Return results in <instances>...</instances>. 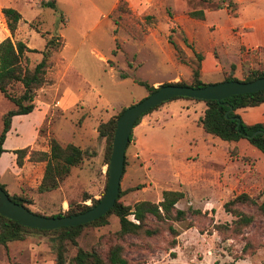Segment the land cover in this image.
<instances>
[{
	"label": "rangeland",
	"instance_id": "obj_1",
	"mask_svg": "<svg viewBox=\"0 0 264 264\" xmlns=\"http://www.w3.org/2000/svg\"><path fill=\"white\" fill-rule=\"evenodd\" d=\"M203 1H190L186 9L179 11L167 4L155 5L144 14L131 8L126 0L117 9L116 0H57V10L42 5L43 0L7 1L22 15L18 25L20 38L37 50L28 53L29 67L41 59L45 37L57 35L64 42L51 57L47 81L42 85L52 83L50 77L56 74L53 63L59 65V90L52 92L50 99L55 95L61 104L52 106L55 111L41 127L38 146L48 151V139L53 137L62 145L71 142L88 151L57 189L37 195L35 204L28 207L31 211L51 216L66 212L70 204L90 205L91 198L82 201L85 195L94 199L103 195L108 166L106 143L98 135V124L147 95L139 80L154 87L165 82L190 81L187 70L195 62L194 53H200L201 48L184 32V27L195 21L192 19H198L189 13L206 9L205 21L211 33L218 29L215 22L223 23L234 14L228 5L233 0ZM242 2L249 16L264 13V0ZM233 21L237 23L239 19ZM37 29L49 34L43 37ZM15 37H19L16 31L14 40ZM199 40L204 43L206 36L201 34ZM173 44L181 52H176ZM59 57L63 60L58 63ZM252 69L264 70V64L244 69L237 78L243 79ZM202 80L216 83L222 75L205 73ZM19 87L15 84L16 92ZM10 107L11 103L0 93V131L2 115ZM204 107L203 102L181 98L165 101L133 127L125 150L120 182V189L125 192L120 201L129 205L139 200L156 203L163 190L172 189L184 193L176 207L199 208L203 212L197 216L188 213L185 220L173 221L179 232L175 245L170 246L167 230L155 236L129 234L118 239L114 235L119 229L118 218L111 214L105 225L82 230L77 238L80 247L105 253L111 243L119 242L128 264H264V218H258L238 235L215 229V224L230 223L234 218L224 211L225 201L240 192L259 200L264 197V153L247 142L233 146L205 133L198 126ZM247 113L254 114L246 111L240 115ZM36 117L35 112L27 123L23 122L16 142L12 139L10 145L32 138L31 123ZM242 209L250 211L245 206ZM247 239L256 245L253 252L242 251ZM75 252L76 247L70 246L67 259ZM55 263L47 234L29 232L23 239L9 241L6 246L0 244V264Z\"/></svg>",
	"mask_w": 264,
	"mask_h": 264
},
{
	"label": "trees",
	"instance_id": "obj_2",
	"mask_svg": "<svg viewBox=\"0 0 264 264\" xmlns=\"http://www.w3.org/2000/svg\"><path fill=\"white\" fill-rule=\"evenodd\" d=\"M56 1L44 0L42 5L57 10ZM122 2L123 0L118 1L116 9L120 8ZM228 5L232 8L234 3L229 1ZM189 14L197 18L204 17L201 9L191 11ZM20 18L21 13L15 8L0 6V93L13 104V107L2 115L0 154L5 150L3 148V142L10 129L12 116L27 114L33 110L36 91L47 81L46 74L51 66V57L64 46V42L60 36L50 35L49 37H45L49 33L41 32L37 29L41 36L46 38L45 44L44 48L40 51L42 53L41 59L33 67H29L28 53L37 50L29 48L22 40L13 39ZM173 46L176 52H181L179 46L175 44ZM201 59L202 55L195 52L193 59L195 62L191 66V79L189 82H165L163 84L172 83L193 87H201L208 84L200 78ZM261 76H264V70L252 69L248 71V74L243 79H238L232 74H226L223 80L250 81ZM138 83L146 88L147 94L156 89V87L148 84L146 81L139 80ZM15 84H19L20 86L18 92H16ZM179 98L204 103L205 107L202 115L198 119V125L201 126L205 133L227 142H236L241 138H245L251 145L264 153V122L248 124L237 113V109L264 103V90L233 95L220 101L200 100L188 97H173L169 100ZM163 103L154 106L141 115L136 120L135 125L140 123L145 114L157 109ZM230 107L231 110L229 111ZM124 109L125 107L117 114L111 116L107 121L100 122L97 126L98 135L105 139V160L107 164L111 152L116 120ZM253 133L255 134L253 135ZM131 136L132 134L129 135V141L131 140ZM48 147V151L33 150L29 146L13 150L16 154V163L18 166L22 165L23 158L27 154L31 161L45 162L43 176L36 189L39 193L57 189L64 178L70 173L71 168L78 166L88 154L86 149H82L74 143L70 142L62 145L53 137L48 139ZM125 163L126 158L124 159V165ZM107 175L108 172L106 171ZM106 185L107 183L105 187ZM0 187L5 190L13 201L19 204L27 207L32 202L31 198L26 195H10L2 183H0ZM124 192L119 189V195L114 205L106 214L93 221L76 226H62L50 230L32 228L0 214V244L6 246L9 241L20 240L29 232H36L49 235L51 248L55 253V264H128V260L123 255L124 247L121 243H111L106 252L102 253L97 249L88 250L80 247L77 242L78 236L87 226L96 227L105 225L108 222V216L113 214L118 218L119 222V229L114 233L118 239H124L129 234L135 236H155L161 231L167 230L171 235L170 246H174L179 232L173 226V221L185 220L188 213L195 216L203 213L199 208L188 207L187 209H181L176 207V203L184 197V193L179 190H163L161 200L156 203L149 200H139L133 205L125 204L119 200ZM88 198H91L92 201L90 205L80 202L73 207L70 204L66 212H58L51 216L73 215L86 211L97 204L100 199H94L91 196L85 195L82 201ZM244 206L250 208V211H244L242 209ZM223 209L234 218L230 223L215 224V229L222 232L231 231L238 235L243 232L244 228L253 224L258 218H264V197L259 200L257 196L240 192L233 198L225 201L223 203ZM210 210L213 211V209ZM70 246L76 247V252L67 259V252ZM255 249L256 245L252 244L248 239L242 247L243 252H253Z\"/></svg>",
	"mask_w": 264,
	"mask_h": 264
},
{
	"label": "crops",
	"instance_id": "obj_3",
	"mask_svg": "<svg viewBox=\"0 0 264 264\" xmlns=\"http://www.w3.org/2000/svg\"><path fill=\"white\" fill-rule=\"evenodd\" d=\"M9 0H0V4L5 7L8 6ZM44 1V0H43ZM119 0H116L114 8L117 6ZM129 6L139 13H147L153 6L159 5L163 6L167 4L171 6L172 10H183L186 9L193 0H126ZM196 2L198 0H195ZM243 0H233L235 4L232 7L234 14L230 16L229 19L225 20L223 23L215 22L218 25V29L214 30L213 33L209 31L206 23L207 10L201 9L203 11V18L192 19L195 20L191 23L190 27H184V32L186 35L193 39L197 46H200L202 59L200 61V78L205 73H214L222 75L232 74L238 77L244 69L252 68L254 65L259 63L264 64V13L261 14H249L245 13L242 8ZM203 2H206L205 0ZM17 10V9H16ZM199 10V9H197ZM195 11V10H194ZM178 18V17H176ZM239 19L237 23H234L233 19ZM22 21V15L17 23V36L16 40L23 41L20 38V28L18 25ZM213 25V24H212ZM216 26V25H214ZM206 36V41L204 43L200 42V35ZM26 43V41H23ZM29 48V45H27ZM199 52V51H196ZM103 60H106L105 55L100 56ZM63 58L59 57L58 63L61 62ZM56 68V74L52 75L50 78L53 80L52 83L47 87H40L39 91H36L34 98V108L31 112L27 114H17L12 116L10 129L8 130L5 140L3 142V148L5 149L0 154V183H2L6 191L12 194H22L31 198L32 202L27 205V207L34 205L36 202V197L40 193L36 191L44 172L45 162L44 161H31L29 160V155L27 154L23 158V163L18 166L16 163V154L13 152L15 149L23 148L29 146L33 150L44 151L42 147L38 146V139L41 137V127L45 123L47 117L50 116L52 111V106L56 107L61 104V101L54 99L55 95L50 99L52 92L55 93L59 90V84L61 80V74L59 65L53 63ZM174 68L175 65L173 64ZM188 74H191V69L188 68ZM174 80V79H171ZM170 81V80H169ZM203 81V80H202ZM156 83V81H155ZM46 90V91H45ZM7 99V98H6ZM8 100V99H7ZM50 100V101H49ZM11 107L13 104L10 100ZM186 104V102H185ZM161 106V105H160ZM9 108V109H10ZM155 111V110H154ZM251 111L254 112L253 115L248 113L241 116L240 113ZM36 112L37 117L32 120L33 136L23 144L15 143L10 145V140L14 139L13 142L18 138L19 133L22 131L23 122L27 123V120ZM237 113L241 118L248 124L256 122H264V103L257 106H251L246 108L237 109ZM50 121L48 120L47 136L50 135ZM199 126V125H198ZM210 135V134H208ZM212 136V135H211ZM215 137V136H214ZM50 138V137H49ZM227 142V141H225ZM249 143L245 138H241L236 142L232 143L233 146ZM250 144V143H249ZM77 145V144H76ZM79 146V145H78ZM6 175L10 178H6ZM66 200L62 201L63 209Z\"/></svg>",
	"mask_w": 264,
	"mask_h": 264
},
{
	"label": "water",
	"instance_id": "obj_4",
	"mask_svg": "<svg viewBox=\"0 0 264 264\" xmlns=\"http://www.w3.org/2000/svg\"><path fill=\"white\" fill-rule=\"evenodd\" d=\"M264 90V76L250 81L223 80L201 87L178 84H161L139 101L125 107L116 120L111 152L107 164L108 179L105 192L97 204L73 215L46 216L31 211L25 205L13 201L0 187V214L32 228L55 229L88 223L106 214L114 205L124 171V159L129 135L136 120L153 108L173 97H188L200 100H222L233 95ZM227 104V103H224ZM231 107L229 108V111ZM255 133H253L254 135Z\"/></svg>",
	"mask_w": 264,
	"mask_h": 264
}]
</instances>
